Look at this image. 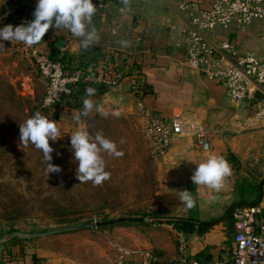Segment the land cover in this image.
<instances>
[{"label": "crops", "instance_id": "crops-1", "mask_svg": "<svg viewBox=\"0 0 264 264\" xmlns=\"http://www.w3.org/2000/svg\"><path fill=\"white\" fill-rule=\"evenodd\" d=\"M5 1L32 14L36 6V0H0V6ZM181 2L195 3L202 9L209 4V0H127L126 4L124 0H93L98 10L88 28H95L96 39L87 49L81 47V38L67 29L55 31L51 27L35 46L53 59L82 66L93 76L123 73L122 85L105 87L104 93L91 87L95 93L87 96L85 89L89 87H83L79 94L82 105L55 122L60 134L86 129L91 116L73 119L83 111L85 98L93 103L92 110L98 106L135 115L138 125L136 106L141 101L166 119H197L207 131L211 150H197L191 136H176L167 154L152 160L171 204L156 216L51 236L38 246L35 255L28 249L19 254V248L0 245V264H116L119 249L132 252L139 261L143 253L152 252L156 264H171L180 255L181 243L190 261L230 264L232 211L242 205L264 209V123L254 119L247 103L230 102L222 87L185 65L184 45L177 47L181 32L188 27L187 18L178 9ZM250 28L237 33L216 31L210 37L230 42L240 53L254 54L256 51L242 48L245 34H253ZM261 28V24L256 26V35L262 34ZM256 49L264 52L261 47ZM137 79L146 85L140 99L130 92L131 82ZM239 123L244 131H238ZM209 155L223 157L231 169L219 189L196 186L191 181L196 163ZM183 190L191 192L193 207L187 208L181 201L179 191ZM166 217L180 221H159Z\"/></svg>", "mask_w": 264, "mask_h": 264}, {"label": "rangeland", "instance_id": "rangeland-1", "mask_svg": "<svg viewBox=\"0 0 264 264\" xmlns=\"http://www.w3.org/2000/svg\"><path fill=\"white\" fill-rule=\"evenodd\" d=\"M260 24L262 34L258 36L256 26ZM250 31L253 34H245L242 48L256 51L254 55L261 58L264 52L256 48L264 49V21L253 23ZM43 95L44 82L30 57L16 41L4 44L0 48V238L13 231L44 232L89 222L139 220L171 206L161 186L158 166L148 158L138 119L132 114L102 110L107 115H101L91 110L87 115L91 117L85 131L92 137L101 133L122 152L119 157L101 153L109 173L107 180L94 185L76 179L71 133L49 141L54 149L50 163L61 171L48 173L43 153L30 143L21 144L19 139V125L33 113L52 119L41 109ZM45 238L14 239L6 244L19 248V254L28 249L35 255Z\"/></svg>", "mask_w": 264, "mask_h": 264}, {"label": "built area", "instance_id": "built-area-1", "mask_svg": "<svg viewBox=\"0 0 264 264\" xmlns=\"http://www.w3.org/2000/svg\"><path fill=\"white\" fill-rule=\"evenodd\" d=\"M178 9L188 20V27L181 32L184 45L185 65L197 71L206 80L222 87L232 103H247L254 111V119L264 123V59L250 53H240L226 40L210 34L216 31L243 32L253 23L264 21V0H209L208 7L181 2ZM33 14L20 9L14 3L5 1L0 6V27L30 22ZM17 42V41H16ZM24 53L32 60L38 76L44 82V95L41 109L51 112L56 106L72 102L78 104L83 87L118 88L122 85L123 73L114 76H93L82 66L53 59L41 52L35 45L26 46L17 42ZM131 95L140 99L146 92L145 83L134 80L130 84ZM49 103L45 104V99ZM139 130L149 159H162L169 151L176 136L188 135L193 138L197 150L209 152L211 144L206 129L197 119L187 120L182 116L166 119L141 101L136 106ZM238 131H244L241 123ZM234 247L230 264H264V209L259 205H242L234 208L231 214ZM134 254L119 249L116 264H156L152 252H145L142 260ZM171 264H200L190 261L181 243L180 255ZM211 264H227L216 261Z\"/></svg>", "mask_w": 264, "mask_h": 264}, {"label": "clouds", "instance_id": "clouds-1", "mask_svg": "<svg viewBox=\"0 0 264 264\" xmlns=\"http://www.w3.org/2000/svg\"><path fill=\"white\" fill-rule=\"evenodd\" d=\"M125 4L127 0H124ZM93 0H36L33 19L27 23L13 26L11 24L0 27V48H4V41L21 42L26 46L35 45L43 40L49 28L67 29L73 36L80 37V45L87 49L96 39L95 28H88L92 18L97 12ZM123 11V9H122ZM85 93L90 96L95 93L94 88H86ZM49 100L45 99V104ZM93 109V103L85 98L83 111L74 115L73 119L79 121L80 116H87ZM101 115H107L98 106ZM21 144H31L43 153L48 173L61 171L58 165L50 163L51 153L54 151L49 141L55 142L60 138V130L53 120H49L40 112L33 113L19 125ZM70 145L73 160L76 162V179L80 182L91 181L99 185L109 177L105 171V162L101 153L121 156L115 142L105 138L101 133L90 136L85 130H77L70 135ZM190 161V160H189ZM195 162V161H193ZM196 163V162H195ZM231 169L226 159L217 155H209L203 162L196 163L191 175V181L196 185H204L212 189H219L225 177L230 175ZM180 199L187 208L193 207L191 192L179 191Z\"/></svg>", "mask_w": 264, "mask_h": 264}, {"label": "water", "instance_id": "water-1", "mask_svg": "<svg viewBox=\"0 0 264 264\" xmlns=\"http://www.w3.org/2000/svg\"><path fill=\"white\" fill-rule=\"evenodd\" d=\"M122 221L134 222L135 220L120 219V220L110 221L107 223L89 222V223H83V224L70 225V226H64V227H59V228H55V229H50V230H46L44 232L13 231V232H11V233L0 238V245L9 243L10 241H13L14 239L32 240V239H37V238H45V237H49L52 235H59V234L82 231V230H87V229L100 228V227L105 226V225L113 224L116 222H122Z\"/></svg>", "mask_w": 264, "mask_h": 264}, {"label": "trees", "instance_id": "trees-1", "mask_svg": "<svg viewBox=\"0 0 264 264\" xmlns=\"http://www.w3.org/2000/svg\"><path fill=\"white\" fill-rule=\"evenodd\" d=\"M97 90L100 93H104L106 91V88L105 87H97ZM80 105H82L81 102L76 104V103H73V101L58 105L50 112V116L52 117V119H50V120H53L54 122L59 121L61 119V116L70 114V112L72 110H75L76 107L78 108ZM159 221L174 223V222H179L180 220L173 218V217H166V218L160 219ZM33 262L34 263L36 262L35 257H33Z\"/></svg>", "mask_w": 264, "mask_h": 264}]
</instances>
